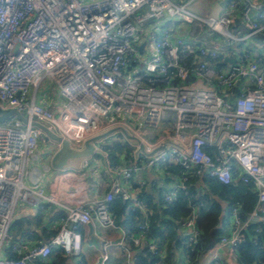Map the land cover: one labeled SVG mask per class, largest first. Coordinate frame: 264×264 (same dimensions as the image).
<instances>
[{
	"label": "built area",
	"instance_id": "built-area-1",
	"mask_svg": "<svg viewBox=\"0 0 264 264\" xmlns=\"http://www.w3.org/2000/svg\"><path fill=\"white\" fill-rule=\"evenodd\" d=\"M263 30L264 0H0V112L11 109L27 119L11 115L0 122V264H46L57 247L77 254L80 226L93 219L115 226L109 204L116 197L147 214L142 192L131 194L129 180L164 163L223 184L239 171V179L253 186L254 208L243 219L230 209L233 226L207 261L233 264L242 231L264 224V40H255ZM49 86L63 97L57 108L38 101ZM32 121L73 148L121 126L147 151L161 149L137 154L128 166L109 164L106 194L65 206L50 240L11 244L14 259L3 247L17 205L56 202L45 191L44 171L51 166L42 161L39 141L53 149L58 142ZM161 124L166 130L145 142ZM186 179L170 187L168 201ZM194 217L175 223L186 245L198 236ZM139 229L123 233L127 243L158 253L142 236L147 224ZM222 254L230 261L222 262Z\"/></svg>",
	"mask_w": 264,
	"mask_h": 264
},
{
	"label": "trees",
	"instance_id": "trees-1",
	"mask_svg": "<svg viewBox=\"0 0 264 264\" xmlns=\"http://www.w3.org/2000/svg\"><path fill=\"white\" fill-rule=\"evenodd\" d=\"M261 39L264 40V30L259 37L255 38V40ZM133 150L134 147L125 141L113 140L104 145V151L113 166H119L118 164L122 163V154H126V161L133 159ZM207 150L211 152L210 148ZM158 167L164 173L166 184L156 187L155 199L151 192L146 191L145 188L141 189L143 197L140 201L142 206L148 209L147 214L142 211V208L132 207L129 200H122L120 197H116L109 204L114 222L122 225L127 233H138L139 225L146 223L147 230L142 233L143 238L156 242L160 249L168 246L164 254L162 250L153 253L145 246L139 247V251L134 255L133 264H165V262L169 264L173 258L171 241L176 248H181L182 259L186 257L190 264H195L198 253L205 249L211 240H218L228 228L233 226L230 209L236 208V215L243 219L257 202L253 186L239 179V171L233 173L230 183L223 184L207 174L201 177L194 175L192 170L178 163H164ZM183 176H187L184 188H179L174 197L168 201L166 196L169 194L170 187L167 186V181H171L170 186H176ZM193 212L198 236L194 243L186 245L179 242L178 231L174 229L170 221L179 223L193 217ZM260 214L264 215V206ZM41 215L26 220L15 219L10 226V242L23 234L25 225H41ZM225 221L228 222L227 228H224ZM247 231L253 237L249 238L246 230H243V240L234 246L237 263L264 264V224L250 225ZM167 241L168 245H166ZM9 254L8 257L18 258L15 253ZM66 259V253L57 247L52 249L51 258L46 264H69Z\"/></svg>",
	"mask_w": 264,
	"mask_h": 264
},
{
	"label": "crops",
	"instance_id": "crops-1",
	"mask_svg": "<svg viewBox=\"0 0 264 264\" xmlns=\"http://www.w3.org/2000/svg\"><path fill=\"white\" fill-rule=\"evenodd\" d=\"M54 93L55 96L52 97L40 95L38 101L50 105L53 108H57L62 99H60L57 92L54 91ZM163 128L166 130L165 128H167V125L161 124L160 127L156 129L155 133L150 129L149 131L152 132H149L148 135L146 134V136L143 137L144 141H151ZM113 138L118 141L122 140L116 135H114ZM39 150L42 153V161H47L49 163L50 156L55 151V148L53 149V146L50 147L49 144L39 141ZM98 155L101 157L97 158L95 154L92 159L84 163V166L80 170H61L51 167L44 171L45 191L46 193H53L56 196V202L37 203L35 205L32 203L20 202L17 205L15 219H32L42 214L41 225H25V231L21 236H18L17 239L11 242V238L5 242L3 255L9 256V253H13L10 249L11 244L22 240L28 246L50 240L59 228L60 220L64 216L65 206L82 201L86 198L102 197L106 194L110 178L105 171L110 162L108 158H105L102 154ZM132 155L133 159L126 161V154H122V163L118 165L128 166L133 163L135 159V147ZM129 182L131 194H135L138 190L141 191L142 188H145L146 191L153 194L154 199L156 187L166 184L164 173L159 167H144L136 172ZM167 182V186L171 187V181ZM44 204L46 205L43 206ZM193 215H195L194 212ZM170 222L174 229L178 231L179 242L184 243L185 231H181L176 227L175 223L178 221L171 220ZM79 233L81 236V248L75 255L66 254V262L69 264H95L101 260L104 254L106 255L104 264H133L134 255L140 249L137 246L127 243L128 241L123 234H127V232L122 225H117L116 223L114 227H103L99 224L97 219H93L89 223L80 226ZM217 241L218 240H211L205 249L198 253L195 264H207V261L215 251V244ZM153 244L158 247L156 242ZM166 245H168V241ZM124 246L128 247V252L123 250ZM171 248L173 258L169 261V264H181L184 260L182 259L181 248H176L172 241ZM159 249L158 247L157 250H162V254H164V252H167L168 246ZM233 256V264H238L235 253ZM50 258L51 256L48 261ZM222 260L224 263L230 261L229 257H225L224 254H222ZM165 264H167V262H165Z\"/></svg>",
	"mask_w": 264,
	"mask_h": 264
},
{
	"label": "water",
	"instance_id": "water-1",
	"mask_svg": "<svg viewBox=\"0 0 264 264\" xmlns=\"http://www.w3.org/2000/svg\"><path fill=\"white\" fill-rule=\"evenodd\" d=\"M11 115L16 116L24 123L27 122V119L20 112L11 109L0 112V122L5 121ZM31 124L40 128L46 134V136L58 142L57 148L49 159V164L54 169L80 170L84 166V163L92 159L95 154H101L103 152L100 146H104L106 143H109L110 141L108 138H110L112 135L121 136L127 143L134 146L135 156L137 154L150 156L161 149L160 147H157L147 151L143 142L137 136L130 134L125 128L121 126L113 127L109 130L89 137L84 140L80 148H73L70 146L67 140L62 139L56 134L52 133L39 122L32 121ZM246 232L249 238H252V235H250L247 230Z\"/></svg>",
	"mask_w": 264,
	"mask_h": 264
},
{
	"label": "rangeland",
	"instance_id": "rangeland-1",
	"mask_svg": "<svg viewBox=\"0 0 264 264\" xmlns=\"http://www.w3.org/2000/svg\"><path fill=\"white\" fill-rule=\"evenodd\" d=\"M186 28H188V26H186ZM40 94H42L44 97H52V96H55V93H54V90L49 86V88H45L42 93L40 92ZM60 99H63L62 96H60ZM170 134H172L173 132L169 131ZM153 133H155V130H153ZM117 136V135H116ZM129 144V143H128ZM96 157L97 158H100L101 156H99L98 154H96ZM113 166V165H112ZM121 166V165H119ZM228 227V222L225 221L224 223V228H227Z\"/></svg>",
	"mask_w": 264,
	"mask_h": 264
}]
</instances>
